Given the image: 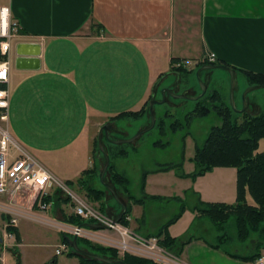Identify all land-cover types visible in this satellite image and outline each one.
<instances>
[{
  "label": "crops",
  "instance_id": "obj_1",
  "mask_svg": "<svg viewBox=\"0 0 264 264\" xmlns=\"http://www.w3.org/2000/svg\"><path fill=\"white\" fill-rule=\"evenodd\" d=\"M8 4L21 27L9 58L11 136L57 178L76 187L78 195L88 196V188L105 191L107 211L116 218L123 213V207L116 214L111 202L114 195L98 183L106 164L105 157L97 152L98 135L104 125L110 124L116 131V120L144 116L147 100L167 69L170 67L172 74L191 73V64H207L203 60L207 53L215 54L217 65L264 75V0H9ZM175 59L178 61L174 63L182 65L183 70L174 68ZM253 105L252 112L260 111L258 104ZM123 113L140 114L121 118ZM105 147L110 154L109 147ZM160 166L146 171L144 192L142 187L139 190L141 197L131 191L129 177L117 171L128 179L130 195L140 203L129 200L122 189L115 187L111 175L106 177L105 182L129 207L126 228L135 236L148 237L165 224L157 230L149 229L144 200L175 198L169 194L170 175L178 182L190 180L188 189L198 195V203L232 205L237 201L236 168L217 167L193 181L181 178L177 169L157 172ZM48 198L49 208L42 211L37 204L21 200L11 204L0 196V264H9V253L18 257L19 249L9 243L16 238L7 231L12 219H17L19 247L25 237L31 236L25 235L18 218H37L24 211L51 216L54 222L45 220L59 227L66 243L65 236L74 237L71 232L65 233V229L78 227L74 224L77 216L73 203L60 197L56 189ZM196 205L192 213L185 210L169 228L171 232L187 215L191 217L189 224L198 222L196 231L201 232L200 236L190 234L184 240L169 232L171 237L187 242L177 255L184 264H264V250L255 262L227 255L248 256L254 251L240 254L224 250L217 242L216 226L194 211ZM87 229L89 232L83 228L85 236L80 238L95 244L111 246L109 242L121 239L116 231L102 230L114 232L116 236L112 237L100 234L101 230ZM252 247L255 250V244ZM40 261L57 264L55 258Z\"/></svg>",
  "mask_w": 264,
  "mask_h": 264
},
{
  "label": "rangeland",
  "instance_id": "obj_2",
  "mask_svg": "<svg viewBox=\"0 0 264 264\" xmlns=\"http://www.w3.org/2000/svg\"><path fill=\"white\" fill-rule=\"evenodd\" d=\"M8 3L9 2L6 0H0V6ZM201 67L193 63L189 67V70L193 69V72H174L175 74H172L170 67L168 68L167 66L168 71H166V74L163 76L166 77V79L163 80V77H161L159 82L155 84L151 98L147 100V111L145 112L144 116H141V118L139 117L137 119L126 118L122 120H116L115 124L117 130L111 131L109 137L113 141H128L130 139H133L142 131L151 128L152 117L150 114V105L153 102H156V104L153 106L154 116L156 120L155 127L151 128L149 131L142 134L138 139L131 143L125 142L123 144L114 145L110 143L109 139H106L104 141V148L106 149V145L110 150V154H108L110 156V165H112V170L114 172L118 171L122 174L124 173L126 177H129L130 189L134 195L140 197L142 196L139 192L141 187L142 174L146 171H153L162 164L182 163L184 172H193L194 163L192 162V158L195 153L196 145H203L211 128L213 126L221 125L222 121L214 113L203 118L194 117V119L191 121L187 120V116L200 105H210V99L213 94L218 93L221 97L220 104L223 107L230 108L233 114L239 117L240 121L243 120L244 113L240 114L237 111H242L243 108L246 107L247 112L255 114V112H252V110H255L253 105L254 103H256V105L258 104L260 106V110L264 112V88L250 92L247 96V103L244 104L243 95L252 86L241 71L236 72L235 90L232 99V73L225 69L209 70L210 72L204 70L202 71L204 72L203 74H199V78L197 76V72ZM205 73L211 74V82L206 89V94L199 100H192L193 98L201 96L203 93V87L200 83V79L204 81ZM166 91L168 93H165ZM164 95L165 101L163 102ZM177 96H186L188 98L183 99L178 98ZM176 122L180 123L177 131L172 130L171 126ZM263 151L264 139L260 142L258 152ZM97 152L100 155L102 154L99 149V145ZM100 175L101 172L98 177L99 186L103 184ZM108 175L109 174L106 173V175L104 176V182ZM172 177V175H170V177L168 176L169 180L172 181L174 179ZM171 181L169 182V184L172 187H170L169 189V194L174 195L175 198L168 197L165 199L154 201H150L147 199L144 200V208L146 213L145 220L150 230H157L161 225L171 220L180 212L182 205L186 208L187 211L192 213L193 207L196 204H199L198 195L193 191L192 188L188 189L191 183L190 180L179 182L177 180V182L175 180H173L174 182ZM69 184H67V186L72 191L79 194L78 189ZM58 194L66 201H71L75 208V203L70 197L59 191ZM179 196L181 199L178 198ZM80 197H82L83 200L88 204L100 210L99 204L91 200L92 198L84 196V194ZM20 200L32 206L34 204H38L33 203L30 197L27 196H23V198H21ZM249 200L251 203H253V200L251 198H249ZM111 202L113 203L112 206H114L113 209L116 210V214H119V211H121V205L116 201V199ZM108 207L109 205L107 204L106 209L103 211V213L116 220V217L111 216L107 211ZM24 213L30 214L37 219H28L27 216L18 218L19 225L23 232H25V235L31 236H27L23 239V245L21 247H19V245L17 244L16 239L9 241V243L16 247L17 250L19 249V258L14 256L12 253L8 254L9 264H40V258L50 260H53L55 258L57 264H82L78 256L71 255L70 246L67 245V243L64 241L63 234H60L61 231L59 227L45 220L51 219L50 221H52L51 216H49L48 214L47 216L43 212L31 210L24 211ZM190 220L191 217L187 215L185 220H182L175 227H173L171 229V232L169 229V232L172 233V235L182 236L184 240L190 237V234L200 236L201 232L196 231V225H198V222H192V224L194 223L192 229H188L190 228L189 226L192 225L189 224ZM2 221L3 220L1 219L0 214V227L3 226ZM204 221L210 223V225L214 227V224L208 218H205ZM210 225L207 224L208 229L210 228ZM84 229L89 232L87 228ZM186 232L188 233L184 234ZM100 234L112 237L116 236L114 232H105L102 230L100 231ZM215 234L218 235V232L216 233L215 231ZM219 235H225L228 237L227 241L221 244L224 250L230 252L236 251L240 254H250L251 252H253L254 249L252 245H254L258 240L257 234H252L251 237L247 238V240L238 239L237 230L233 225V221H231L229 225L226 226V229L221 231ZM117 237L120 239L119 235ZM205 237H207L208 240L211 241V237H209L208 235ZM63 245H65L66 249L62 251V254L56 255V250L58 249V247H61ZM237 245H240V247ZM236 246L239 247V249H236ZM81 247L86 246L81 244ZM158 247L163 249L165 252L175 254L173 249L163 248L161 245H159V243ZM86 248L88 250L87 252L92 253L91 251L93 250L91 248ZM119 256L123 257L124 255L119 253ZM144 259L152 260L149 258ZM161 263L169 264L165 263L164 261Z\"/></svg>",
  "mask_w": 264,
  "mask_h": 264
},
{
  "label": "trees",
  "instance_id": "obj_3",
  "mask_svg": "<svg viewBox=\"0 0 264 264\" xmlns=\"http://www.w3.org/2000/svg\"><path fill=\"white\" fill-rule=\"evenodd\" d=\"M178 60H173V63ZM176 64V63H174ZM214 65H217L215 63ZM220 65V63L218 64ZM182 66V65H181ZM178 70H183L182 67ZM175 68V67H174ZM247 78L251 86L264 85V75L252 72H242ZM221 97L218 93L211 96L210 105L198 106L191 114L187 116V120L191 121L194 117H207L214 113L222 121L221 125L213 126L203 145H197L193 163L195 170L191 174L183 172L181 164H166L160 166L157 172H167L173 169L179 170L181 178H191L196 181L199 177L212 172L217 167L236 168L238 171V194L237 201L232 205L224 203H205L200 201L194 208L201 216L209 218L216 226L218 232L226 229V226L233 221V225L237 230V237L241 240H247L253 234H257L258 240L255 243L254 253L248 256H238L227 253L235 259H240L247 262H255L262 257L264 250V151L258 152L261 140L264 139V112L261 110L252 114L245 112L243 120L233 114L232 110L223 107L220 104ZM140 113H123L121 116L137 117ZM180 123L172 124V128L177 131ZM98 144V141H97ZM112 171V172H111ZM88 172L85 173L87 175ZM107 174L111 175V183L122 189V192L129 200H134L135 203H140V200H135L130 195L129 181L123 175L114 172L110 165ZM146 172L143 174L141 187L144 192L146 183ZM88 197L99 204L100 210L103 212L106 208L105 191L87 189ZM147 196V195H146ZM251 197L253 203L248 199ZM49 198L46 199L48 201ZM186 208L182 205L180 212L171 220L166 222L155 234L148 238L158 239L159 245L166 249H173L178 256L183 251L187 242L183 243L177 238L171 237L169 228L175 224L183 215ZM130 214L129 207L127 212L122 217L120 223L127 227V216ZM87 222L77 216L74 224L82 227ZM7 231L13 234L17 242H20V234L17 228L8 226ZM68 238V236H65ZM228 239L225 235H219L218 244L221 245ZM191 240V239H190ZM81 244L91 248L96 255L113 261H123L126 264H161L157 261L140 258L132 254L119 256L118 249L110 246L95 244L89 239L78 238V245L83 250L86 247H81ZM71 255L78 256L82 264H107L97 260H92L84 257L81 254L75 253L71 248Z\"/></svg>",
  "mask_w": 264,
  "mask_h": 264
},
{
  "label": "built area",
  "instance_id": "obj_4",
  "mask_svg": "<svg viewBox=\"0 0 264 264\" xmlns=\"http://www.w3.org/2000/svg\"><path fill=\"white\" fill-rule=\"evenodd\" d=\"M9 2V0H6ZM20 24L13 17L11 6H0V196L6 197L11 204L20 201L23 196L30 197L33 203H38L39 209L46 211L49 204L46 199L51 190L70 197L75 203V215L84 221L99 224L108 230L116 231L120 235L119 241H111V247L118 249L119 253H127L135 256L149 258L159 263L184 264L177 255L165 252L158 247L156 238H144L135 236L132 232L116 223L114 219L105 215L102 211L88 204L67 184L57 178L35 156L21 147L11 136L9 131V70L10 53L13 41L20 36ZM203 60L209 64L216 62L215 54L207 53ZM10 208L9 211L12 212ZM17 219H12L10 226L15 227ZM71 232L74 236L84 237L83 228L74 227L65 229V233ZM145 248V249H144ZM65 245L61 246L57 254H62ZM161 261V262H160ZM162 264V263H161Z\"/></svg>",
  "mask_w": 264,
  "mask_h": 264
},
{
  "label": "water",
  "instance_id": "obj_5",
  "mask_svg": "<svg viewBox=\"0 0 264 264\" xmlns=\"http://www.w3.org/2000/svg\"><path fill=\"white\" fill-rule=\"evenodd\" d=\"M216 69H225V70H228L230 71L232 74V79H231V97L233 99V96H234V90H235V78H236V71L231 68V67H228V66H225V65H205V66H202L200 68V70L197 72V76L199 77V74L204 71V70H216ZM200 78V77H199ZM200 83L203 87V93L201 96H198L196 98H193L192 100H199L200 98H202L205 94H206V89L208 87L207 83L204 82L203 80L200 79ZM261 88H264V85H254L252 87H250L243 95V101H244V104L247 103V96L250 92L252 91H255V90H258V89H261ZM165 93H168L167 91ZM178 98H185L187 99L188 97L186 96H177ZM165 101V95H164V100L163 102ZM156 104V102H153L151 103L150 105V114H151V117H152V126L151 128H154L155 125H156V120H155V116H154V110H153V106ZM232 105H233V102H232ZM247 111V108L244 107L242 111H237L238 113L242 114V113H245ZM151 128H148L144 131H142L141 133H139L138 135H136L133 139H130L128 141H113L112 139H110L109 137V134L110 132L113 130V126L112 125H104L101 130H100V133H99V136H98V145H99V149L100 151L102 152L103 156L105 157V161H106V164L101 172V175H100V178H101V181L103 182V185L109 190L112 192V194L114 195L116 201L123 207L124 211L123 213H121L118 218H116L115 222L116 223H119L122 219V217L124 216V214L127 212V206L119 199V197L117 196V193L116 191L112 188L111 185H109L108 183L104 182V176L106 175L109 167H110V156L109 154L107 153L106 149L104 148V140L106 139H109L110 140V143L112 144H115V145H119V144H123L125 142L127 143H131V142H134L136 139H138L142 134L146 133L147 131H149ZM82 227H85V228H89V229H97V230H103L105 229V227L99 225V224H96V223H86L84 224ZM67 239V243L69 244V246L74 250L75 253H78V254H81L83 255L84 257H88L92 260H97L99 262H102V263H107V264H126L125 262L123 261H113V260H110V259H107V258H104L102 256H99V255H96V254H93V253H90V252H87V251H84L82 250L79 245H78V237L77 236H74L72 239L70 238H66ZM49 264H54V262H51Z\"/></svg>",
  "mask_w": 264,
  "mask_h": 264
},
{
  "label": "flooded vegetation",
  "instance_id": "obj_6",
  "mask_svg": "<svg viewBox=\"0 0 264 264\" xmlns=\"http://www.w3.org/2000/svg\"><path fill=\"white\" fill-rule=\"evenodd\" d=\"M205 65H207V64H204L203 66H205ZM203 73L204 72H201L200 74H203ZM204 80L209 84L211 82V74L210 73L204 74ZM82 250H83V248H82Z\"/></svg>",
  "mask_w": 264,
  "mask_h": 264
}]
</instances>
